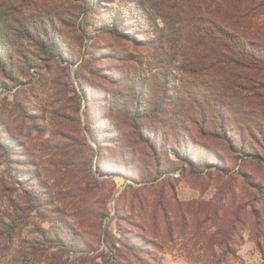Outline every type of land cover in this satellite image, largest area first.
Wrapping results in <instances>:
<instances>
[{
	"label": "rangeland",
	"instance_id": "rangeland-1",
	"mask_svg": "<svg viewBox=\"0 0 264 264\" xmlns=\"http://www.w3.org/2000/svg\"><path fill=\"white\" fill-rule=\"evenodd\" d=\"M229 9L216 0H0V264H264L248 206L264 191L263 137L253 128L264 125V76L158 73L170 60L177 74L181 59L166 30L200 12L229 24ZM143 38H159L156 50ZM212 102L237 118L234 135L260 158L187 121ZM129 114L141 126L183 119L203 145L197 165L158 143L155 160L143 145L121 153L108 118L133 143ZM240 204L238 236L225 249L215 230ZM56 211L67 237L55 235Z\"/></svg>",
	"mask_w": 264,
	"mask_h": 264
},
{
	"label": "trees",
	"instance_id": "trees-1",
	"mask_svg": "<svg viewBox=\"0 0 264 264\" xmlns=\"http://www.w3.org/2000/svg\"><path fill=\"white\" fill-rule=\"evenodd\" d=\"M216 1L218 6H226L230 8L229 24L214 19L211 15L205 12H200L197 15H192L186 21L184 27L181 25L182 28L180 27L178 32H175L174 30H166V32H168L164 39L166 41V46L172 48L174 54H178L181 59L178 62V65L175 66L177 74H174L173 72L172 62L166 60V72L164 70L158 71L161 76H166V78H168V76H177L178 74L180 76H264V0ZM91 2H93V0H90V3ZM118 7L122 11H127L126 13L129 17L127 21H133L136 19V14L131 10H125L128 8L126 4H119ZM110 22L111 25L108 26L109 31L116 33L113 18ZM149 27L150 24L148 23L147 25L142 26L141 29L145 30L149 29ZM158 31L161 35L162 30L158 29L155 34L157 35ZM152 33V30H149L148 32L146 30L144 32V34L153 35ZM158 39L159 38L155 39L156 45L153 44V41L149 42V38H143L142 43L146 47L156 50L159 42ZM176 40H181L184 45L177 46ZM149 58L150 57H148V60ZM167 58L168 55L166 53V59ZM120 74L124 75L123 72H120ZM167 81L168 80L166 79V83ZM143 86L144 84L141 85V87ZM139 92H141V90H139ZM166 93H170V95L173 93L174 95L173 88L166 86ZM107 104L109 108L113 107L112 101L108 100ZM199 111V118L194 116V114H191L187 117V121L191 123L192 126L196 127L201 135L226 143L227 145H239L238 148L241 153L240 155L245 159L257 160L260 158L257 151L250 150L248 146H246L245 139L234 135L231 129L232 122L234 123L236 130H238L239 127L237 125V118L234 119L232 114H226L214 105L209 109L210 112H208V114L203 109H200ZM166 115H168L167 109ZM128 117L131 121V130L135 137L133 143H125L124 138H122L120 126L116 121L108 118L110 121L108 129L111 130L113 135H118L117 139L119 140L117 141V145L122 143L119 146V151L121 153L126 155V153L134 152L133 147L135 144L143 145L150 150V153L155 160L159 149L157 147L158 143L159 145H166L167 149H174L178 160L187 162L192 167L197 165L195 163L196 153L194 148L197 146L203 147V145L192 135V126L189 127L183 119L179 120L176 116L170 115L169 118L162 119H166V129L162 128L161 130L156 127V125L162 120L157 119L155 116L153 117V120L157 119L159 121L154 123L152 120V122L148 123L146 126L138 124L135 118L130 114ZM251 123L253 122H244L245 130L250 129L249 126ZM263 126L262 123L258 125L255 124L253 128L257 134L263 137V144L261 147L264 149ZM85 131L92 137L93 133L91 127H86ZM157 139H159L160 142H158ZM198 158L202 161L205 159L200 155ZM21 179L23 180L24 178L20 176V180ZM255 204L262 205V207L264 206V191H255L254 195H251V203L248 205L255 218L256 230L254 235L259 239L260 236H264L262 230L264 227V212L254 209ZM231 206H234V201L232 200ZM242 210L241 204L235 209L233 208L232 215L227 218L228 221L220 223L215 230L218 245L224 246L225 249H228L230 244H232L234 239L238 236L239 228L241 226ZM55 213L56 217L59 219L56 221L57 226H55L54 230L55 235H57L58 238L69 236L70 232L62 226L61 222L62 216L64 215L60 211H56ZM51 223L53 225L55 224L54 222ZM257 242L259 243V241Z\"/></svg>",
	"mask_w": 264,
	"mask_h": 264
}]
</instances>
